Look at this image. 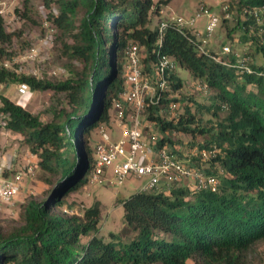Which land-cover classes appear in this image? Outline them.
Masks as SVG:
<instances>
[{
  "label": "trees",
  "instance_id": "trees-1",
  "mask_svg": "<svg viewBox=\"0 0 264 264\" xmlns=\"http://www.w3.org/2000/svg\"><path fill=\"white\" fill-rule=\"evenodd\" d=\"M52 1L59 8L51 18L64 51L82 64L72 65L71 74L58 82L18 74L3 65L5 44L13 33L0 13V83L26 82L31 90L52 88L64 92L66 101L53 109L51 120L43 121L1 96L0 131L7 128L23 136L39 155L52 189L43 199L27 201L20 224L0 228V264H243L249 249L264 240V76L242 71L235 56L224 59L202 52L183 33L172 27L166 30L162 52L215 89L219 103L212 107L228 110L214 140L220 150L213 159L221 174L210 173L220 184L216 191L186 184L136 191L121 200L127 237L111 233L112 238L105 240L99 233L100 201L73 213L63 209L73 208L68 197L88 182L94 164L91 133L109 121L110 109L125 86L128 44L141 46L145 71L157 60L159 28L150 26L154 2L46 0L49 6ZM237 2L241 13L246 11L244 20L238 21L244 28L242 39L256 43L264 56V29L250 12L264 8V0ZM79 13V30L74 32ZM68 36L73 38L70 43ZM252 66L264 72V65ZM170 83L172 94L182 87L177 71ZM248 84L257 92L247 90ZM159 109L148 105L145 110L146 118L162 132L158 147L171 141L167 133L196 131L190 126L194 116L189 108L171 119Z\"/></svg>",
  "mask_w": 264,
  "mask_h": 264
},
{
  "label": "rangeland",
  "instance_id": "rangeland-1",
  "mask_svg": "<svg viewBox=\"0 0 264 264\" xmlns=\"http://www.w3.org/2000/svg\"><path fill=\"white\" fill-rule=\"evenodd\" d=\"M154 7L151 13L150 26L157 28L162 18L173 13L185 16L192 15L202 4L211 7L221 15L222 21L214 33L209 37L205 46L208 53H214L218 58L226 59L228 56L236 55L238 58L250 57V63L264 65V56L257 51L256 43L250 39H242L244 28L238 25L243 21L246 11L241 13L237 0H153ZM227 7V10L225 8ZM159 8V9H158ZM59 10L55 1L49 6L46 0H0V13L5 20L6 29L13 33L10 43L5 44L8 54L3 57V65L18 74H30L38 78H45L58 82L66 79L70 74V67H81V62L72 59L65 53L63 40L58 36V30L51 18V12ZM230 13V17H227ZM244 13V14H243ZM249 13V12H248ZM260 13L258 20L260 29H264V16ZM81 13L75 17V30L78 32ZM227 19L225 20V18ZM207 17L198 18L191 29L205 31ZM67 42H72V37H65ZM230 46L231 54L224 52V47ZM177 73L182 79V87L173 93L172 98H178V116L168 112L161 113L162 116L171 119L178 118L190 109L194 116V122L190 124L195 128L194 132L174 131L167 133L171 141L166 145L179 154L196 168L204 172L221 174V167L213 158L201 160L199 152L203 149L220 148L215 143V136L228 113L227 108L217 109L212 104L218 105L215 89L209 87L205 81L195 78L187 69L180 67ZM21 82L0 83V105L1 96H6L12 101L24 106L32 113L38 115L43 121H49L53 117V109L65 104L64 92L52 88L46 90H29L27 94H20L19 84ZM247 90L257 92L254 84H248ZM117 109H110V119L106 122L107 131L112 140L122 137V123L115 116ZM146 118V114L144 115ZM160 128L153 125L149 131L150 137L161 136ZM91 142L94 146L99 141L100 135L96 129L92 131ZM0 159L14 164V168H24L28 162L34 166V173L25 177V189L16 202L9 207H4L0 216V228L8 229L21 223V213L24 205L30 198L43 199L52 189L45 179V173L39 166L40 157L33 153L24 143L23 136L14 133L7 128L0 131ZM115 164L110 166L106 172L107 183L93 185L88 182L78 191L70 194L67 202L73 208L84 210L95 201L101 202L102 213L100 221V235L105 240L116 237H127L124 232L126 223L124 221V206L121 200H125L132 193L143 188L147 177H129L122 185H115L111 180L115 178ZM11 173V172H10ZM9 173V174H10ZM13 173V171H12ZM193 184H192V183ZM175 184L194 185L190 179L179 181ZM79 209V210H80ZM190 264H194L190 261ZM243 264H264V240L258 241L247 252Z\"/></svg>",
  "mask_w": 264,
  "mask_h": 264
},
{
  "label": "built area",
  "instance_id": "built-area-1",
  "mask_svg": "<svg viewBox=\"0 0 264 264\" xmlns=\"http://www.w3.org/2000/svg\"><path fill=\"white\" fill-rule=\"evenodd\" d=\"M227 10V7L225 8ZM259 19L264 8H254L250 11ZM207 17L205 31L191 29L198 18ZM230 17V13H227ZM221 15L211 7L202 4L192 15L173 13L159 22V41L157 60L149 72L145 71L143 64V50L136 42H130L126 49L125 86L114 106L117 109L115 116L122 123V137L112 140L107 131L106 122L97 128L100 135L95 142L94 164L88 173V183L103 185L107 169L115 164V178L112 184L122 185L129 177L148 179L141 189L150 191L158 189L162 184L174 185L179 181L190 179L197 188H209L216 191L220 180L214 174H208L194 167L180 157L168 145L158 147L156 136L150 137L149 131L154 122L144 117L148 105L159 106V113L168 112L178 116L179 103L172 99L171 75L179 68L178 61L161 50L165 32L172 27L190 38L197 47L208 53L205 46L209 37L214 33L221 22ZM224 52L231 54L230 46L224 47ZM237 58L236 66L246 73L263 75L250 63V57ZM30 86L26 82L19 84L20 94H27ZM217 148L203 149L199 152L205 159H210L217 154ZM13 171V173H12ZM11 172V173H10ZM10 173V174H9ZM34 173V166L28 160L26 166L15 169L9 163L0 159V216L4 207L12 206L25 188V177ZM65 212H77L78 208H64Z\"/></svg>",
  "mask_w": 264,
  "mask_h": 264
},
{
  "label": "crops",
  "instance_id": "crops-1",
  "mask_svg": "<svg viewBox=\"0 0 264 264\" xmlns=\"http://www.w3.org/2000/svg\"><path fill=\"white\" fill-rule=\"evenodd\" d=\"M4 162H5V160H4ZM5 163H9V162H5ZM12 166H15L14 164H12ZM164 186H167L166 184H162V186L161 187H164ZM25 189V188H24Z\"/></svg>",
  "mask_w": 264,
  "mask_h": 264
}]
</instances>
